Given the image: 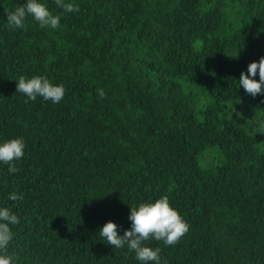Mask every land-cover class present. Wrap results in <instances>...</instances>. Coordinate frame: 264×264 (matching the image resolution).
Wrapping results in <instances>:
<instances>
[{"label": "trees", "instance_id": "1", "mask_svg": "<svg viewBox=\"0 0 264 264\" xmlns=\"http://www.w3.org/2000/svg\"><path fill=\"white\" fill-rule=\"evenodd\" d=\"M25 2L0 0V143L25 142L17 173L0 163L13 264H141L99 229L163 195L189 230L145 242L161 264H264V95L238 82L264 57V0H40L57 29L9 28ZM20 76L65 96L25 103Z\"/></svg>", "mask_w": 264, "mask_h": 264}, {"label": "clouds", "instance_id": "2", "mask_svg": "<svg viewBox=\"0 0 264 264\" xmlns=\"http://www.w3.org/2000/svg\"><path fill=\"white\" fill-rule=\"evenodd\" d=\"M56 6L65 13L79 11V7L65 0H54ZM31 16L41 28L57 29L61 17L54 15L40 0H26L14 11L7 13L6 21L9 28L23 29L26 18ZM259 79H254L256 76ZM239 85L244 91L256 97L264 95V57L259 61L250 62L247 66V74L240 73ZM16 92H20L28 100L35 101L42 97L45 101L53 104L61 102L65 96V88L62 84L54 85L44 76L25 78L20 76L16 82ZM97 95L104 98L106 93L103 89L97 90ZM25 142L23 138H13L0 143V163L8 166V172L17 173L20 169L16 162L24 157ZM11 201L23 199V194L13 191L8 196ZM128 219L131 221L130 229H126L123 235L119 234L118 225L112 221L106 222L100 229L99 234L106 239L107 244L117 249L127 246L129 251L135 253V258L141 264H161L159 247L153 249L146 246L148 240L162 241L166 246L177 244L189 230V224L171 205L167 195H163L153 202L141 203L137 207L130 208ZM19 223V218L8 207H0V264H13L12 258L7 255V248L13 239L10 225Z\"/></svg>", "mask_w": 264, "mask_h": 264}]
</instances>
